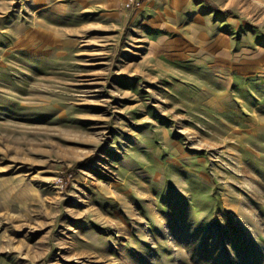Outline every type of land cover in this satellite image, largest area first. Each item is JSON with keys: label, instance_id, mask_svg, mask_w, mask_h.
I'll list each match as a JSON object with an SVG mask.
<instances>
[{"label": "rangeland", "instance_id": "1", "mask_svg": "<svg viewBox=\"0 0 264 264\" xmlns=\"http://www.w3.org/2000/svg\"><path fill=\"white\" fill-rule=\"evenodd\" d=\"M0 264H264V0H8Z\"/></svg>", "mask_w": 264, "mask_h": 264}, {"label": "built area", "instance_id": "2", "mask_svg": "<svg viewBox=\"0 0 264 264\" xmlns=\"http://www.w3.org/2000/svg\"><path fill=\"white\" fill-rule=\"evenodd\" d=\"M146 0H121V6L127 11L137 10Z\"/></svg>", "mask_w": 264, "mask_h": 264}, {"label": "crops", "instance_id": "3", "mask_svg": "<svg viewBox=\"0 0 264 264\" xmlns=\"http://www.w3.org/2000/svg\"><path fill=\"white\" fill-rule=\"evenodd\" d=\"M7 11H8V0H0V17H2L3 14H5Z\"/></svg>", "mask_w": 264, "mask_h": 264}]
</instances>
